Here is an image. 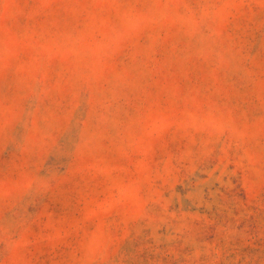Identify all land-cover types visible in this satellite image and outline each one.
Wrapping results in <instances>:
<instances>
[{"label":"rangeland","instance_id":"obj_1","mask_svg":"<svg viewBox=\"0 0 264 264\" xmlns=\"http://www.w3.org/2000/svg\"><path fill=\"white\" fill-rule=\"evenodd\" d=\"M0 264H264V0H0Z\"/></svg>","mask_w":264,"mask_h":264}]
</instances>
